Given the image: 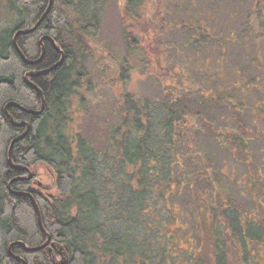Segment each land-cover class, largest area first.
Instances as JSON below:
<instances>
[{
	"label": "trees",
	"instance_id": "trees-1",
	"mask_svg": "<svg viewBox=\"0 0 264 264\" xmlns=\"http://www.w3.org/2000/svg\"><path fill=\"white\" fill-rule=\"evenodd\" d=\"M148 1H158L150 18ZM176 1L173 6L160 0L124 1L119 15L125 49L117 76L124 89L116 106L96 108V133H82L79 119L93 103L90 88L95 78L87 64L94 63L97 74L110 80V68L95 49L99 7L108 0H53L36 30L17 37L16 46L27 61L39 60L42 37L55 43L64 60L55 70L28 78L43 96L40 115L7 108L14 123L30 126L12 146L11 162L20 169L13 170L8 149L25 127L12 126L4 108L15 103L38 112L39 95L26 85L25 75L50 69L60 55L45 39L42 59L30 66L13 47L15 33L32 29L48 0H0V264H21L17 258L24 264H166L170 256L147 222L154 213V195L179 203L181 214L175 218L191 239V264H255V257L264 258V178L249 150V141L264 142V134L248 130L233 111L232 126L215 127L208 118L207 87L195 90L183 83L190 81L193 67L208 75L203 64L209 62L188 59L185 67L181 52L188 49L196 55L212 38L205 28L209 13L202 10L180 24L177 12L186 13L185 5L195 9L196 2ZM259 2L264 5L258 0L256 6ZM187 32L191 33L184 37ZM133 58L135 68L130 65ZM137 70L153 77L160 103L128 90V80ZM200 134L248 169L247 193L255 212L242 208L226 192L220 169L199 148ZM39 163L53 174V195L35 191V174L26 180L24 169L30 171ZM15 194H28L36 202L42 228L50 237L44 249L27 253L12 245L9 251L15 242L28 248L46 242L31 200Z\"/></svg>",
	"mask_w": 264,
	"mask_h": 264
},
{
	"label": "rangeland",
	"instance_id": "rangeland-1",
	"mask_svg": "<svg viewBox=\"0 0 264 264\" xmlns=\"http://www.w3.org/2000/svg\"><path fill=\"white\" fill-rule=\"evenodd\" d=\"M124 1L108 0L104 6L99 7L100 26L95 37V49L97 55L105 59L104 64L110 68V80L105 76H100L99 73L97 74L98 69L94 63L87 64L91 77L95 78V83L90 88L93 92L91 97L89 96L93 99V103L88 107L87 115L82 120L79 119L82 133L98 132L95 126L98 119L95 115L96 108L102 111L104 105L110 106L115 103L123 93V85L118 81L117 76L118 63L124 55L125 49L119 15ZM160 1L167 2L169 6L177 4L176 0ZM157 2L148 1L145 4L146 14L149 18L156 9ZM195 2V9H192L191 6H182L183 9H186V13L181 10L182 12H177L176 18L181 24L182 21L184 22L191 16L195 17L202 10L208 12L209 16L206 13V17L207 20L210 19L206 23L207 26L205 24V28L211 31L208 34L211 35L212 41L204 45L201 48L202 51L196 52V55L188 49L183 50L179 59H181L180 64L185 67V62L188 59L189 63L207 59L209 63L204 62L203 68L207 70L208 75H204L197 67H193L191 71L188 68L186 71H190L191 79L190 81L183 79V83H188L195 90H203L204 87H207L204 96L209 99V102L206 103L208 118L215 127L232 126L231 111H233L235 115L241 117L248 130L264 134L263 3L259 2L260 7H258V5L256 6L258 0H195ZM190 33H184L183 36L187 37ZM175 38L181 39L176 35ZM196 45L198 46V43ZM208 64L210 65L207 66ZM130 65L136 67L137 63L134 58L130 60ZM139 71L137 70L128 80V90L136 92L139 96L142 95L148 101L153 100L157 101V104L160 103L155 80ZM178 83L180 84L181 81H177ZM94 101L97 103V107L94 105ZM197 141L201 152L211 159L213 165L220 169L221 175L224 176L226 192L242 208L255 212L256 204L247 193L250 190L247 181L248 169L237 162L229 151L221 148L215 140L200 134ZM249 150L254 160L253 163L264 178V142L259 139L250 140ZM30 173L31 179L34 174L37 177L36 180H33L36 192L55 194L53 174L45 165L41 163L35 165L33 169H30ZM154 199L155 201L151 202L154 213L147 219V222L152 225L150 229L158 235V240L163 243L167 256H170L166 264H191V239L185 231L183 222L177 221L175 218L181 214L179 203L177 201L167 203L159 199L157 195H154ZM168 209L171 210L168 211ZM191 227L189 225V231H191ZM183 253L186 256L182 255ZM59 260L57 259V261ZM254 262L263 264L264 258L255 257Z\"/></svg>",
	"mask_w": 264,
	"mask_h": 264
},
{
	"label": "water",
	"instance_id": "water-1",
	"mask_svg": "<svg viewBox=\"0 0 264 264\" xmlns=\"http://www.w3.org/2000/svg\"><path fill=\"white\" fill-rule=\"evenodd\" d=\"M52 5H53V0H48L47 9H46L45 13L43 14V16L40 18V20L36 23V25H35L32 29H29V30H19V31H17V32L15 33V35H14L13 41L15 42L18 36L26 35V34H29V33H32L33 31H35L36 28L39 26V24H40V23L43 21V19L46 17V15L49 13V11H50ZM45 39H48L49 41H51V43H52L53 47L55 48V50H56V51H59V50H57V47H56L55 43H54L50 38H46V37H44V38L40 39V46H41V52H42V53L44 52L43 41H44ZM16 50H17V52L19 53L20 57L22 58L23 62H24L26 65H30V66H31V65H34V64L37 63V62H33V61H27V60L25 59V57L23 56V54H22L18 49H16ZM62 61H63V55H62V53H61V61H60L57 65H55L54 67H52L50 70L45 71V72H41V73H39V74H26V76H25L26 84H27L29 87L33 88V89L36 91V93H37V94L40 96V98H41V111H40L39 113H41V112L43 111V108H44V105H43V96H42L41 91H40L35 85H33L32 83H30V82L28 81V77H34V76H36V75H41V74H43V73H48L49 71H51V70L55 69L56 67H58V66L62 63ZM9 107H15V108L19 109L20 111H22V112H24V113H27V114H32V115H37V114H39V113H36V112H34V111L26 110V109L22 108L21 106L15 104V103H9V104L5 107V109H6V108H9ZM5 114H6V116L8 117V119L10 120V123H11L13 126H15V127L23 126V124H17V123H14V121L12 120V118H11L7 113H5ZM25 125H26V131H25V133H24L21 137H19V138L13 140V141L11 142V144H10V146H9V150H8V163H9L10 168H12V169H14V170H17L18 168L12 164L11 159H10V153H11V149H12L13 144H14L15 142H17V141H20V140H21L23 137H25V135L29 132V130H30V126H29L28 124H25ZM27 171H28V174H29V178H31V173H30V171H29V170H27ZM12 182H13V181H11L10 183H12ZM27 196H28V197H31L30 195H27ZM32 201H33V200H32ZM33 203H34V201H33ZM34 206H35V209H36V213H37V215H38V219H39V221H40V213H39L38 208H37V206L35 205V203H34ZM40 226H41V225H40ZM49 242H50V237H49V236H47V240H46L45 244H43L42 246L37 247V248H28V247H26V245H25L24 243H22V242H15V243H13V244H11V245L9 246V251H10V248L12 247V245H20V246L23 247V249L25 250V252H27V253H33V252H36V251H39V250L44 249L46 246H48ZM17 259H19V261L21 262V264H24L23 261H22L20 258H17Z\"/></svg>",
	"mask_w": 264,
	"mask_h": 264
},
{
	"label": "bare ground",
	"instance_id": "bare-ground-1",
	"mask_svg": "<svg viewBox=\"0 0 264 264\" xmlns=\"http://www.w3.org/2000/svg\"><path fill=\"white\" fill-rule=\"evenodd\" d=\"M47 9V8H46ZM36 25V24H35ZM14 38V37H13ZM13 47L15 48V50L16 49H18L17 48V46H16V41L14 42L13 41ZM19 50V49H18ZM17 51V50H16ZM61 53H62V51H58V54L60 55V59H59V61L55 64V65H57L60 61H61ZM62 55H63V53H62ZM42 56H43V53L41 52V57L39 58V60H37V61H35V62H39L41 59H42ZM64 56V55H63ZM63 60H64V57H63ZM63 62V61H62ZM62 64V63H61ZM60 64V65H61ZM54 65V66H55ZM59 65V66H60ZM54 66H52V67H54ZM58 66V67H59ZM51 67V68H52ZM58 67H56V68H58ZM50 68V69H51ZM55 68V69H56ZM50 69H48V70H50ZM55 69H53V70H55ZM48 70H46V71H48ZM53 70H51V71H53ZM51 71H49V72H51ZM43 72H45V71H43ZM48 72V73H49ZM41 73V72H40ZM27 74H31V73H27ZM39 74V73H38ZM43 74H47V73H43ZM43 74H41V75H43ZM26 76V75H25ZM36 76H38V75H36ZM29 78V77H28ZM25 83H26V81H25ZM27 85V84H26ZM28 86V85H27ZM29 87V86H28ZM30 89H32L34 92H36L33 88H31V87H29ZM39 98H40V96H39ZM40 101H41V98H40ZM43 105H44V100H43ZM6 107V106H5ZM41 111V107H40V110L38 111V112H36V113H39ZM7 112V108L5 109L4 108V114ZM35 112V111H34ZM41 113H39V114H37V115H40ZM5 116H6V114H5ZM6 118L8 119V117L6 116ZM9 120V119H8ZM9 122H10V120H9ZM11 124V123H10ZM17 124H20V123H17ZM21 124H23V127H25V131H26V125L25 124H27V123H21ZM12 125V124H11ZM13 126V125H12ZM21 127V126H20ZM25 133V132H24ZM21 137V136H20ZM9 150V149H8ZM7 162H8V155H7ZM8 165H9V163H8ZM10 167V166H9ZM18 168V167H17ZM12 169V168H11ZM14 170V169H13ZM17 170H20L19 168L17 169ZM26 172H27V174H28V171L26 170V169H24ZM31 178H29V174H28V177L26 178V180H30ZM15 195H25V194H15ZM28 195V194H27ZM27 195H25V196H27ZM28 197V196H27ZM30 200H31V203H32V205H33V207H34V209H35V206H34V203H35V205L37 206V204H36V202L34 201V199L32 198V197H28ZM34 201V203H33V201ZM37 208H38V206H37ZM38 211H39V209H38ZM35 213H36V209H35ZM40 213V212H39ZM36 218H37V224H38V227H39V230L46 236V240H47V234L45 233V231H44V229L42 228V225H41V217H40V221H39V219H38V215H37V213H36ZM41 225V226H40ZM45 244V243H44Z\"/></svg>",
	"mask_w": 264,
	"mask_h": 264
},
{
	"label": "flooded vegetation",
	"instance_id": "flooded-vegetation-1",
	"mask_svg": "<svg viewBox=\"0 0 264 264\" xmlns=\"http://www.w3.org/2000/svg\"><path fill=\"white\" fill-rule=\"evenodd\" d=\"M42 38H44V37H42ZM41 38V39H42ZM46 38H49V37H46ZM48 42H49V44H50V46L53 48V50H55V48L53 47V45H52V43H51V41H49L48 39H46ZM39 46H40V40H39ZM43 47H44V43H43ZM44 50H45V48H44ZM57 50H59L58 48H57ZM56 51V50H55ZM56 52H58V51H56ZM43 54H44V52H43ZM40 57H41V46H40ZM34 174V173H33Z\"/></svg>",
	"mask_w": 264,
	"mask_h": 264
}]
</instances>
